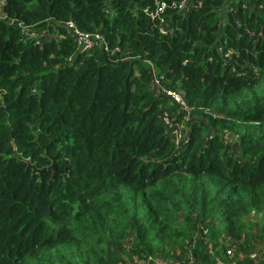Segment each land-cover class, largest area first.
Listing matches in <instances>:
<instances>
[{
  "label": "trees",
  "instance_id": "trees-1",
  "mask_svg": "<svg viewBox=\"0 0 264 264\" xmlns=\"http://www.w3.org/2000/svg\"><path fill=\"white\" fill-rule=\"evenodd\" d=\"M159 1L0 0V264H264V0Z\"/></svg>",
  "mask_w": 264,
  "mask_h": 264
},
{
  "label": "built area",
  "instance_id": "built-area-1",
  "mask_svg": "<svg viewBox=\"0 0 264 264\" xmlns=\"http://www.w3.org/2000/svg\"><path fill=\"white\" fill-rule=\"evenodd\" d=\"M173 4L172 6H174ZM190 7L189 2L187 0H181L180 3L177 5V12L186 15V12L188 8ZM167 9V4L157 0L156 2V8L154 11L150 12V18L152 20H157L159 21V31L162 34H167L170 32V26L171 23L169 20H165L161 14ZM63 24L68 31L71 33V36L74 38L76 42V47L77 50L80 52H86L94 48H107V43L104 38V36L100 33L97 32H83L78 30L75 25L71 21L63 22ZM22 28H28L27 26H22ZM27 30V29H26ZM25 30V31H26ZM30 30V29H29ZM28 30V31H29ZM35 35V39L43 37V40H50V39H55V35H45V36H40L39 34L31 33ZM36 43H39V40H36ZM227 56V55H225ZM154 85L157 87L156 93L157 94H163L165 95L172 104H174L177 107V113L178 116L181 118L180 122H177L179 124L180 129H174L173 124L176 122H172L171 118V112L169 111L168 108H163L161 111V118L169 132L171 133V138L174 139L175 144L180 147L182 144L186 143L189 139V135L187 133V130H185L186 123L188 121H192L194 117L195 110L187 105L185 102L182 93L179 91L173 90V89H167L163 87V85L160 84L159 80L157 78L154 79ZM207 111L205 110V113ZM264 121V120H263ZM186 131V133L184 132ZM235 248L236 245L234 242L231 244V246L226 247L225 252L226 254L232 258L233 255L235 254ZM189 258L187 262L181 261V260H163V259H154L155 261H158L162 264H196V262L193 260V258ZM137 264H152L151 262H138ZM156 264V263H155Z\"/></svg>",
  "mask_w": 264,
  "mask_h": 264
},
{
  "label": "rangeland",
  "instance_id": "rangeland-1",
  "mask_svg": "<svg viewBox=\"0 0 264 264\" xmlns=\"http://www.w3.org/2000/svg\"><path fill=\"white\" fill-rule=\"evenodd\" d=\"M199 115L196 113L195 114V117H193V119H197V118H201V116H199ZM203 118H201V120H202ZM264 122V121H263ZM173 128L174 129H180V127H179V124L176 122V123H174L173 124ZM246 128V125H244V124H241L240 125V130L241 131H243V129H245ZM257 129H258V131H260V132H262L263 134H264V124H259V125H257ZM226 136L228 137V140L226 141L228 144H229V146L231 147V151H238L239 150V148H238V145H237V143L235 142V138H233V137H231L230 136V134H226ZM264 255V253H258V256H263ZM155 263L156 264H162V263H160V262H158V261H155Z\"/></svg>",
  "mask_w": 264,
  "mask_h": 264
},
{
  "label": "water",
  "instance_id": "water-1",
  "mask_svg": "<svg viewBox=\"0 0 264 264\" xmlns=\"http://www.w3.org/2000/svg\"><path fill=\"white\" fill-rule=\"evenodd\" d=\"M55 163H56V159H55V157H52V163H51L50 167L54 170V173H56Z\"/></svg>",
  "mask_w": 264,
  "mask_h": 264
}]
</instances>
